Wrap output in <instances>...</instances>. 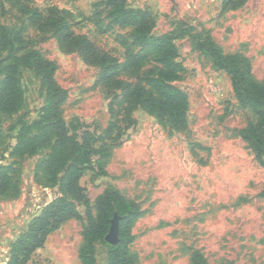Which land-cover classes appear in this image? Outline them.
Segmentation results:
<instances>
[{
	"label": "rangeland",
	"instance_id": "obj_1",
	"mask_svg": "<svg viewBox=\"0 0 264 264\" xmlns=\"http://www.w3.org/2000/svg\"><path fill=\"white\" fill-rule=\"evenodd\" d=\"M106 2L0 0V25L19 30L30 49L55 64L54 79L66 92L58 107L64 125L98 151L80 178L92 213L95 198L108 187L140 205L143 213L130 227L128 245L136 264H190L193 248L209 264H264V116L241 105L229 74L195 48V38L208 34L225 54L246 57L252 78L264 84V0L226 10L222 0H126L151 14V35L173 38L180 70L171 84L186 95L183 127L138 101L129 107L123 101L124 88L143 86L159 63L151 48L135 42L132 26L111 20ZM21 6L65 17L74 34L86 35L116 60L114 78L122 82L103 83L99 67L63 50L51 33L26 25L29 15ZM127 51L146 56L135 72L123 68ZM6 64L0 62V87ZM14 78L24 102L14 113H0V165L8 166L10 178L7 195L0 197L2 262L29 217L59 194L58 183H45L39 168L50 146L19 159L11 155L19 140L40 132L36 124L45 102V86L34 69L20 65ZM17 185L20 192L13 197ZM77 208L81 219L51 232L29 264H82L85 208ZM94 246L96 264H107L103 241Z\"/></svg>",
	"mask_w": 264,
	"mask_h": 264
},
{
	"label": "trees",
	"instance_id": "obj_2",
	"mask_svg": "<svg viewBox=\"0 0 264 264\" xmlns=\"http://www.w3.org/2000/svg\"><path fill=\"white\" fill-rule=\"evenodd\" d=\"M244 1L222 0L221 8L226 10L240 7ZM106 6L111 20L132 26L135 42L151 48L159 63L155 73L144 77L143 86L129 83L124 88L126 92L123 101L128 107L138 101L147 109L156 110L158 115L167 117L174 126L183 127L182 117L187 106L186 95L171 84L178 79L180 70L179 65L174 62L178 51L173 38L169 33L160 36L151 35L154 25L151 14L142 9L129 7L126 0H107ZM21 11L29 15L26 25L39 33H51L50 35L57 39L63 50L76 51L86 64L99 67L102 72L100 79L103 83L105 81L107 84L119 85L122 82L114 78L116 60L108 52L97 48L86 35L74 34L69 22L57 11L45 15L25 6H21ZM29 44L30 41L24 40L19 30L4 24L0 25V57L2 52L7 53L0 61L7 62L4 67L6 78L0 87V113H14L24 102L23 91L14 78L19 66L34 69L45 86V102L40 126L39 122L36 124L40 132L32 140H19L14 145L11 155L19 159L30 156L40 147L50 146V153L39 164V168L45 183L51 185L58 183L59 194L42 207L27 224L26 229L12 242L9 258L5 264H26L30 256L43 246L51 232L68 220H80L81 214L77 205H83L85 208L86 225L83 229V237L87 243L81 250L82 264H96L93 257L96 251L94 243L98 241H103L105 244L107 264H136L134 257L128 253V245L133 241L130 227L143 213L140 205L125 199L118 190L108 187L95 198L96 214L92 213L89 200L80 186V178L89 167L91 155L98 151L92 148L86 137L82 136L79 139L74 131L70 132L64 125L58 107L65 98L66 92L54 79L56 66L44 60L37 50L30 49ZM195 48L201 54L210 57L215 66L229 74L241 105H248L264 116V84L252 78L251 65L246 57L239 54H225L208 34H199L195 38ZM145 58V54L127 51L123 68L135 72ZM7 167L0 165V197L7 195L10 185ZM58 176L60 182L57 181ZM19 192L20 187L17 185L11 196L16 197ZM115 215L119 217V240L116 244H109L105 241V236ZM191 250L190 264H209L200 249Z\"/></svg>",
	"mask_w": 264,
	"mask_h": 264
},
{
	"label": "water",
	"instance_id": "obj_3",
	"mask_svg": "<svg viewBox=\"0 0 264 264\" xmlns=\"http://www.w3.org/2000/svg\"><path fill=\"white\" fill-rule=\"evenodd\" d=\"M118 229H119V217L115 215L111 220V226L107 235L105 236V240L110 242L111 244H116L118 242Z\"/></svg>",
	"mask_w": 264,
	"mask_h": 264
},
{
	"label": "crops",
	"instance_id": "obj_4",
	"mask_svg": "<svg viewBox=\"0 0 264 264\" xmlns=\"http://www.w3.org/2000/svg\"><path fill=\"white\" fill-rule=\"evenodd\" d=\"M45 204H46V202H45L43 205H41V207L39 208V212H40V210L42 209V207H43ZM39 212H38V213H39ZM38 213H37V214H38ZM32 218H33V216L31 215V216L29 217V219H28V223L30 222V220H31ZM29 262H30V261H28L26 264H29ZM0 264H5V261L2 262V261L0 260Z\"/></svg>",
	"mask_w": 264,
	"mask_h": 264
}]
</instances>
